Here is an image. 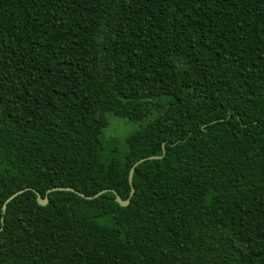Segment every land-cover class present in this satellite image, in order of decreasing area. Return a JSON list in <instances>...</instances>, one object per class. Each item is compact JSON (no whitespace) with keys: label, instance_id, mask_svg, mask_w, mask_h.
<instances>
[{"label":"trees","instance_id":"trees-1","mask_svg":"<svg viewBox=\"0 0 264 264\" xmlns=\"http://www.w3.org/2000/svg\"><path fill=\"white\" fill-rule=\"evenodd\" d=\"M0 264H264V0H0Z\"/></svg>","mask_w":264,"mask_h":264},{"label":"water","instance_id":"water-1","mask_svg":"<svg viewBox=\"0 0 264 264\" xmlns=\"http://www.w3.org/2000/svg\"><path fill=\"white\" fill-rule=\"evenodd\" d=\"M157 158H160V157L152 156V157H149V158H143V159L137 161V162L134 164V166L132 167V169H131V171H130V175H129V181H130V185H131V193H130L128 199H123V198H122V197H121V196H120L115 190H111V189L103 190V191L99 192L97 195H95L94 197H98V196L102 195V194L105 193V192L112 191V192L116 195V202H117L118 204H120L122 207H126V206H128V205L130 204V202H131V198H132V196H133L134 193H135V188H134V183H133V175H134V172H135V168H136L139 164H141L142 162H144V161H146V160H148V159H157ZM64 190H65V191H72V192L78 193L79 195H81V196H83V197H86L85 195H83L82 193L78 192V191L75 190V189H72V188H66V187H57V188L50 189V190L47 192L45 198H41V196L38 194V198H37V199H38V203H39L40 205L45 206V205H47V204L49 203L48 194H49L50 192H53V191H64ZM23 192H24V190H21V191H19V192H17V193H14L12 196H10V197L7 199L6 203L4 204V206H3V210L5 211V210H6V206H7V204H8L11 200H13L16 196H18L19 194H21V193H23ZM86 198H92V197H86Z\"/></svg>","mask_w":264,"mask_h":264},{"label":"rangeland","instance_id":"rangeland-1","mask_svg":"<svg viewBox=\"0 0 264 264\" xmlns=\"http://www.w3.org/2000/svg\"><path fill=\"white\" fill-rule=\"evenodd\" d=\"M109 127L105 130L106 137L114 139L118 146L125 143V138L140 127V123L121 119L113 114L109 115Z\"/></svg>","mask_w":264,"mask_h":264}]
</instances>
